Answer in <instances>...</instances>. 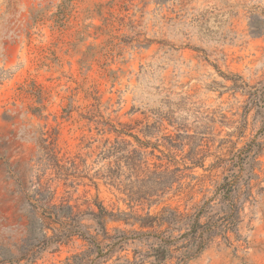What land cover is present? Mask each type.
<instances>
[{
    "label": "rangeland",
    "instance_id": "374dc122",
    "mask_svg": "<svg viewBox=\"0 0 264 264\" xmlns=\"http://www.w3.org/2000/svg\"><path fill=\"white\" fill-rule=\"evenodd\" d=\"M60 3L0 0V264H89L94 253L78 235L42 248L60 227L48 205L58 213L66 204L74 213L96 211L95 203L141 216L163 207L193 213L213 196L233 155L257 143L256 162L249 157L238 171L233 230L188 264H264V107L245 92L264 81V0ZM104 122L129 125L147 143L150 165L180 168L181 186L150 207H128L99 176L109 162L99 153L115 139ZM199 158L202 166H194ZM32 197L40 200L34 220ZM211 205L210 215L224 212L218 199ZM128 223L107 220L108 234L140 230ZM147 250L145 239L131 240L100 264H127Z\"/></svg>",
    "mask_w": 264,
    "mask_h": 264
},
{
    "label": "trees",
    "instance_id": "16d2710c",
    "mask_svg": "<svg viewBox=\"0 0 264 264\" xmlns=\"http://www.w3.org/2000/svg\"><path fill=\"white\" fill-rule=\"evenodd\" d=\"M71 1L61 0L59 7H65ZM245 92L249 95L248 100L251 104L264 107V81L259 82L258 88L248 89ZM41 109L43 108L34 107L32 112L40 114ZM103 125L107 126L108 133L115 134V139L114 141L106 139L99 153L100 159L109 160L106 173L99 176L108 179L107 183L115 186L120 193L125 195L124 201L128 202V207L132 208L134 203L140 204L142 201L148 202L150 207L159 203L171 190L174 183L181 186L180 181L183 175L180 168L175 167L169 170L162 164L152 163L150 165L146 160V152L143 150L147 148L145 145L147 143H143L136 135L128 133L129 128L126 127L129 125L119 123L122 126L121 129L108 122H104ZM41 134L43 135V133ZM124 135L132 136L140 145L133 147L132 143L122 138ZM39 139L41 142L46 141L42 137ZM51 145L52 143L49 142L44 148L52 151ZM256 147L254 151L253 147L249 145L243 152L233 155V159H236L227 169L228 174L223 176L222 181L217 184L213 196L205 200L193 213H184L171 207H163L156 215L150 214L149 210L144 216L123 211L113 213L108 211L102 203H95L96 211L90 209L77 213L73 212L72 206L66 204L63 206L66 211L58 213L55 211V205H48L47 208L50 209L47 213L48 217L54 216V222L58 223L60 227L53 229V235L43 241L42 248L78 235L89 243L94 253V259L89 264H100L101 260H105L112 253L122 250L129 241L145 239L148 242V250L140 254V259L135 258L133 262L127 260V264H138L143 258L150 259L151 264H165L173 257L176 258L174 264H188L206 248L214 237L227 230H233L239 209L235 197L243 180L238 171L242 170L247 158L251 157L255 161L260 155L262 145L257 143ZM241 155H243L242 158H240ZM192 163L194 166H202L200 158ZM54 165L63 169L56 163ZM125 172H127L126 175ZM123 175L125 178L121 179ZM133 176L134 180H130L129 178ZM32 198L31 219L34 220L36 218L33 216L36 214L40 200ZM215 199L221 202L220 210L224 211L218 217L209 213L212 209L211 203ZM58 218L64 219L59 220ZM129 219L138 223L140 230L127 232L120 228H114V233L108 234L107 220H123L126 224L133 225V223H128ZM162 227L165 228L161 231L143 230L144 228L161 229ZM100 236L106 240L105 243L103 240H99Z\"/></svg>",
    "mask_w": 264,
    "mask_h": 264
}]
</instances>
